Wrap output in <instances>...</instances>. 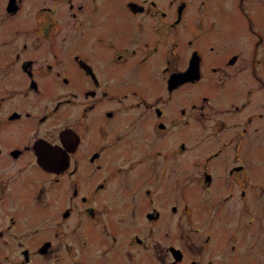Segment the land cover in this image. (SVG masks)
<instances>
[{
    "label": "flooded vegetation",
    "instance_id": "flooded-vegetation-1",
    "mask_svg": "<svg viewBox=\"0 0 264 264\" xmlns=\"http://www.w3.org/2000/svg\"><path fill=\"white\" fill-rule=\"evenodd\" d=\"M225 2L194 0L188 20L187 0H0V264L263 256L264 174L243 138L264 142V0ZM187 152L196 173L176 168ZM169 209L194 247L153 241Z\"/></svg>",
    "mask_w": 264,
    "mask_h": 264
},
{
    "label": "rangeland",
    "instance_id": "rangeland-1",
    "mask_svg": "<svg viewBox=\"0 0 264 264\" xmlns=\"http://www.w3.org/2000/svg\"><path fill=\"white\" fill-rule=\"evenodd\" d=\"M187 2H188V4H187V7L185 9V14H186V16L188 17V20H189L191 13L194 14L195 6H194V0H187ZM229 3H230L229 0H228V2L224 3V8L225 9H229ZM226 15L229 16L230 13L226 12ZM190 23H192V21H190ZM194 29L195 28H192V27H190L188 25L187 36H189L193 32ZM224 38L226 39V43L228 44L229 43V38L226 37V36H224ZM224 38L220 40L223 43V45H224ZM215 42H218V41L216 40ZM226 49H227V47H226V45H224V47L222 48L221 51L222 52H226ZM246 52L248 53V50ZM213 57L215 59H220V60L223 59V56H221V55L214 54ZM9 67L11 68V66H9ZM157 91H158V89L156 88L155 92H157ZM161 91H163V89ZM196 92H197L196 86H193V85L192 86H188L187 89H186L185 95H186L187 98H190ZM170 109L172 111L174 109V103L173 102L170 104ZM193 123H194L193 125H194V127L196 129V124H197L196 121H193ZM193 125L190 127V131H192V132H194ZM257 125L259 127L257 133H259L261 135L262 139L264 140V121L261 122L259 120L257 122ZM253 130H254L253 128L248 129L246 138H243V143L246 144L247 146H249L250 149H251V153H254L255 155H257L256 158L260 159V160L252 159L251 160V164L249 165V167H250V171L252 173H263L264 174V142L261 140V138L253 136ZM172 135H175V133H173ZM174 139H175V141L178 140L177 137L176 138L172 137L171 143L175 142ZM171 145H175V144H171ZM128 152L130 153V155L133 154V150H128ZM176 156H179L175 160L176 163H181V166L176 167V168H178L180 170V173L182 172V168L183 167H186L187 171L191 172L192 174L197 172V170H198L197 167L193 166L190 163V160H191L190 157L194 156L193 153L187 152L186 154L183 153L182 155L180 154V155H176ZM1 157L2 158L6 157V154L4 153ZM175 161H173V162H175ZM173 166L174 165L172 164V167ZM137 168H138V166H136L133 169V173L134 174H133L132 177L137 179L138 182H142L145 179L146 174L140 175V176L136 175L137 170H138ZM172 171L173 170H170L168 172H172ZM144 173H146V172H144ZM148 173H150L151 175L158 174V170L151 169ZM173 181H174V179L171 180V185L172 186L175 185L173 183ZM192 183H193V180L191 181L190 184H192ZM261 185H262V188L259 190V193L263 197L262 204L264 205V180L261 183ZM193 186H195V182L192 184L191 187H193ZM120 199H122V198H119V200ZM119 200H117V201H119ZM27 203H31V202L27 199ZM230 204H235V202H232ZM31 205H29V206H31ZM117 205L121 206L120 203H117ZM195 210L196 209H194V211H192V212H187V215L190 218L189 220L194 221V222H196V214H197L195 212ZM209 215L210 214L205 213L204 217H202L203 219H200V222H202L203 220L208 221V216ZM236 215H237V213H235V217H236ZM165 219H167L169 221V225H170V229L168 230L169 235L166 237L165 235L163 236V234H161L163 236L162 238H159L158 235H157V236L154 237L153 241L161 240L164 243H166V241H169V240H170V242L180 241L181 243L190 244V246H192V247H194L195 244L199 243L200 238L197 236L198 233H195V232H193V231H191V230L186 228V224L184 223L185 219L182 218V216L179 213H175L173 211L170 212V209H169L165 213ZM164 227H165V224H164ZM178 231H181L180 239H178L179 238ZM60 251H62V250L60 249ZM91 251H93V250H89V251L86 250L85 253L89 254ZM262 255H263L262 257H256L254 259H250V262L248 264H264V247L262 249ZM34 263L35 262L33 261L31 264H34ZM3 264H8V263L4 262ZM11 264H13V263H11Z\"/></svg>",
    "mask_w": 264,
    "mask_h": 264
}]
</instances>
